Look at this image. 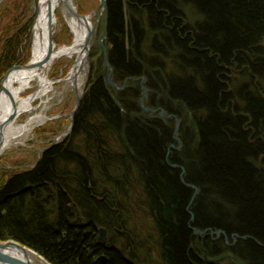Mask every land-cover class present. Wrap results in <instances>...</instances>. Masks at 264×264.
Returning a JSON list of instances; mask_svg holds the SVG:
<instances>
[{"label":"trees","instance_id":"1","mask_svg":"<svg viewBox=\"0 0 264 264\" xmlns=\"http://www.w3.org/2000/svg\"><path fill=\"white\" fill-rule=\"evenodd\" d=\"M23 2L0 38V80L31 30ZM106 7L107 59L129 87L113 92L101 57L67 139L2 173L0 241L51 264H264V0ZM142 76L158 110L146 116ZM161 109L179 119L178 145Z\"/></svg>","mask_w":264,"mask_h":264},{"label":"bare ground","instance_id":"2","mask_svg":"<svg viewBox=\"0 0 264 264\" xmlns=\"http://www.w3.org/2000/svg\"><path fill=\"white\" fill-rule=\"evenodd\" d=\"M100 6L102 5L100 4ZM98 12L99 10L97 8L91 14H79L76 0H40L37 4V8H35L36 22L32 34V57L30 62L26 67L23 66L11 72L8 78L4 80L3 88L0 93V157L12 146L24 145L37 127L46 123L47 114L44 110L49 102V97L55 91V82L51 81L50 72L58 61L67 58L71 60L72 65L69 75L62 83H64L65 88L74 87L78 92V96L83 95L84 84L81 83V78L87 73V56L92 41L98 33L97 25L94 21L98 16ZM58 13H61L62 18L73 34L74 40L69 46H58L55 41V28L60 24V16ZM50 28H52L51 32ZM51 33L54 41L52 50L50 44ZM47 56L49 57L48 60ZM109 77L110 81L111 76ZM142 79L145 80L144 76L132 79L131 81L133 85L139 84L141 88V96L137 102L140 103L141 116H146V114L149 113L144 111V108H146L144 105L149 103V98L147 95L148 93L145 95L143 94V89L145 88L148 91V87L145 82H142ZM105 81L111 88H114L108 82V79ZM83 82L85 83V81ZM115 85L121 84L115 82ZM123 86L125 88L129 87V82H124ZM29 91H31V94L27 96ZM38 100H40L41 105L45 107L40 112L35 105ZM142 100H144V102H142ZM23 116L27 117L26 120L19 123ZM175 137L178 145V143H181L179 132L175 134ZM195 230L203 233L202 235H195L193 232L195 236L202 238L207 234L216 238V233L221 232ZM220 236H223V234L217 236V239H220ZM4 253L13 258L27 260L23 252L18 250L10 249L4 251ZM31 257L29 256L28 258L33 260L34 256L31 255ZM227 259H230L233 264H239L235 261L233 256L228 254L218 258H205V262L206 264H219ZM37 261L39 264H46L39 258H37ZM209 261L216 262L210 263ZM0 264L4 263L0 262Z\"/></svg>","mask_w":264,"mask_h":264},{"label":"rangeland","instance_id":"3","mask_svg":"<svg viewBox=\"0 0 264 264\" xmlns=\"http://www.w3.org/2000/svg\"><path fill=\"white\" fill-rule=\"evenodd\" d=\"M23 1L24 0H18L17 3H15V0H0V38L4 34V30L8 24V21L9 24L12 21V19H9L13 18V16H16L17 11H20V9L23 8V5H25ZM34 1L36 2L37 0ZM34 1L29 0V7L24 17L25 23L28 22L27 25L29 26H31L32 23L36 20L34 9L35 6L33 5ZM100 4V0H76V5L79 14L81 15L91 14L97 8L99 10L98 16L94 19L95 24L97 25L98 33L97 36L94 37L91 44V49L89 51L87 60L88 64L86 70L87 73L84 77L81 78V83L84 84L83 97L86 93L89 81L91 80L92 76L98 73L101 67L100 64L104 62H102L101 57H103L104 59L105 54L108 52L109 48L105 33V14L103 13L102 6H100ZM15 5H19V9H16ZM58 15L60 16V24L55 28V41L58 46H69L73 43V34L68 25L66 24L65 20L62 18L61 13H58ZM21 47L22 48L20 49V53H18L20 59L10 69L15 66H26L30 62V59L32 57V41L29 34L24 37ZM71 65V60L67 58L58 61L53 67L52 71L50 72V79L51 81L55 82V91L49 97V102L47 103L46 109L44 110L47 114V121L45 124H42L37 127V129L34 131L33 134L30 135L29 139L25 142L24 145L12 146L0 157V179L2 177V173H6L9 170L24 171L26 169H31L35 167L38 161L41 159L42 155L47 150L59 145L70 135L67 134L71 127L70 115L76 110V107L78 105V92L74 87L65 88L64 83H62V81L65 80L66 77L69 75ZM104 65V78H106L107 80L108 77L111 76L110 81L115 84L113 73L110 72L105 62ZM9 70L4 71L2 74L0 80V90L3 83V79L5 78ZM83 81H85V83ZM123 88L125 89L123 85H118V90H122ZM112 90L113 92H117L115 88H112ZM30 94L31 91L28 92L27 96H29ZM35 105L36 108H38L39 112L45 108L41 105L40 100H38ZM26 118V116H23L20 119L19 123L25 121ZM109 235L110 232L107 231V237L105 239H107ZM5 242H15L20 244L21 246L31 249L39 256L43 257L48 262V264H51L41 253L37 252V250L25 246L17 241L8 240Z\"/></svg>","mask_w":264,"mask_h":264},{"label":"water","instance_id":"4","mask_svg":"<svg viewBox=\"0 0 264 264\" xmlns=\"http://www.w3.org/2000/svg\"><path fill=\"white\" fill-rule=\"evenodd\" d=\"M39 2H40V0H38V2H35V1L33 2V5L35 6V8H37V4ZM100 3L102 5L103 13L105 14V29H106L105 30V33H106V40H107V21H108L107 7H106L107 0H100ZM35 22H36V20L34 21V26H35ZM51 29L52 28H50V32H51ZM50 44H51V50H52L53 49L52 48L53 47L52 44H54V41H53V38H52V33H51V38H50ZM90 49H91V46H90ZM48 59H49V57L47 56V60ZM87 60H88V56H87ZM105 63H106V66H108V69L110 70V72L112 73L111 67H110L109 62H108V59H107V53L105 54ZM26 66H24V67H26ZM20 68H22V67L15 66L12 69H10L9 72L7 73V75L5 76V78L3 79V82H4V80H6L8 78V76L11 74L12 71L17 70V69H20ZM109 78H108V82L118 91V85H115L114 83H112L111 81H109ZM142 82H145V80L142 79ZM2 88H3V83H2V86H1L0 93L2 91ZM146 93H147V90L144 88L143 89V94L145 95ZM82 97H83V95L82 96H78V105L76 107V110L70 115L71 116V127H70V129H69V131H68L67 134H70V132L72 131V128H73V125H74V117H75L76 112L80 108L81 101H82ZM142 102H144V100H142ZM143 105H144V103H143ZM144 111L145 112H148V113H157L158 112V110H152V109H149L148 107L144 108ZM159 115L162 118L174 119L175 120V126H176L175 134H177L179 132V119L177 117L167 115V113L163 109L160 110ZM0 134H1V131H0ZM194 233H195V235H202L203 234L202 232L197 231V230H195ZM221 234L226 235L225 233H222V232H217L216 233L217 236H219ZM100 235H101V237H100L101 240H105V238L107 237V231L105 229H101L100 230ZM10 249H14V250H18V251L23 252V254L26 256L27 260H20L18 258H13L12 256L4 253V251L10 250ZM31 255L34 256V259L33 260H30L28 258L29 256L31 257ZM37 258L43 260L46 264H48L43 257L39 256L37 253H35L31 249H28V248H26L24 246H21L20 244L15 243V242H1L0 241V262H2L4 264H39L38 261H37ZM105 261H106V259L104 257H102L100 259V262L101 263H104ZM209 262L210 263H215L216 261H209Z\"/></svg>","mask_w":264,"mask_h":264},{"label":"flooded vegetation","instance_id":"5","mask_svg":"<svg viewBox=\"0 0 264 264\" xmlns=\"http://www.w3.org/2000/svg\"><path fill=\"white\" fill-rule=\"evenodd\" d=\"M33 27H34V22L32 23L31 30L29 31V35L31 37V41H32Z\"/></svg>","mask_w":264,"mask_h":264}]
</instances>
